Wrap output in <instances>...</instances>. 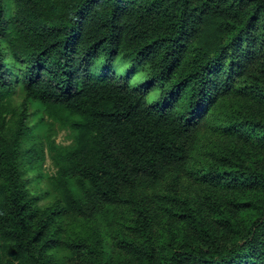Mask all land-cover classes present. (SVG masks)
Listing matches in <instances>:
<instances>
[{
    "label": "trees",
    "instance_id": "obj_1",
    "mask_svg": "<svg viewBox=\"0 0 264 264\" xmlns=\"http://www.w3.org/2000/svg\"><path fill=\"white\" fill-rule=\"evenodd\" d=\"M0 264H264V0H0Z\"/></svg>",
    "mask_w": 264,
    "mask_h": 264
},
{
    "label": "rangeland",
    "instance_id": "obj_2",
    "mask_svg": "<svg viewBox=\"0 0 264 264\" xmlns=\"http://www.w3.org/2000/svg\"><path fill=\"white\" fill-rule=\"evenodd\" d=\"M65 134H66V131H64V130L59 131L58 136H57L58 141L67 142L68 140H67V136ZM49 164H50V162H49V160H47L46 167L51 168V166H49Z\"/></svg>",
    "mask_w": 264,
    "mask_h": 264
}]
</instances>
